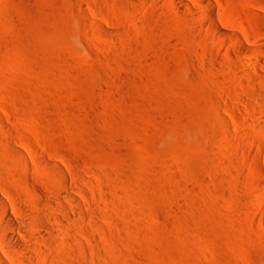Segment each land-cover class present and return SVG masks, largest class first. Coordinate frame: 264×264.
Instances as JSON below:
<instances>
[{"label": "rangeland", "instance_id": "obj_1", "mask_svg": "<svg viewBox=\"0 0 264 264\" xmlns=\"http://www.w3.org/2000/svg\"><path fill=\"white\" fill-rule=\"evenodd\" d=\"M224 41L173 0H0V196L22 227L1 237H36L37 264H264V82Z\"/></svg>", "mask_w": 264, "mask_h": 264}, {"label": "bare ground", "instance_id": "obj_2", "mask_svg": "<svg viewBox=\"0 0 264 264\" xmlns=\"http://www.w3.org/2000/svg\"><path fill=\"white\" fill-rule=\"evenodd\" d=\"M175 3V6L177 7V9H184V10H190V11H194V12H199V14H203L206 19L207 22L211 24L212 28H214V30L217 32V34L223 35L225 37H229L231 38V40L233 39L236 45H234L233 43L229 42V41H224L223 43L221 42L220 45L223 44V48L225 49L226 52L228 53H232L235 54L237 56H239L242 59V63L243 64L241 66V70L246 73L247 75H249L253 80H261L262 82H264V42L259 43L258 45H254V41L257 37V34H264V12L261 11H250L248 12L249 17H239V18H226L225 16H223V14H219L216 11V4L213 0H201V2H207V6L209 7H203V9L197 10L196 8L193 7L192 2H196V0H173ZM245 1V0H244ZM257 1L259 4H262L264 2V0H255ZM263 5V4H262ZM196 14V13H195ZM208 25V24H207ZM205 27V26H204ZM262 36V35H261ZM264 39V35L262 36ZM256 43V42H255ZM219 45V46H220ZM222 48V47H221ZM225 52V53H226ZM246 52H251L253 53L252 55L247 54ZM238 66V65H237ZM237 68V67H236ZM239 69V68H237ZM241 70H239V74H241ZM246 75V76H247ZM245 77V75H244ZM244 80V79H243ZM251 80V79H249ZM255 80V81H256ZM251 82V81H250ZM256 85L257 82H255ZM261 85V84H260ZM260 87V86H259ZM258 88V86H257ZM261 91L263 93L264 90V84L263 87H261ZM257 90V89H256ZM259 90V89H258ZM261 93V92H260ZM255 95V94H254ZM262 96V100L264 103V94L261 95ZM255 97V96H254ZM259 98V97H258ZM244 100V99H243ZM241 101V100H240ZM246 101V100H245ZM243 102V101H242ZM257 102V101H256ZM261 103V102H260ZM221 104V103H220ZM226 104V103H225ZM245 104V103H244ZM246 105V104H245ZM246 107V106H245ZM252 107V106H251ZM250 108V107H249ZM253 108V107H252ZM232 111H230L231 117L233 120L238 119V116L241 115L238 113H245V111H240L238 112L236 109H230ZM249 110V109H248ZM246 108V111H248ZM252 110V109H251ZM250 110V111H251ZM249 111V112H250ZM257 112V111H256ZM263 113V112H262ZM254 115V113H252ZM257 114V113H256ZM258 115V114H257ZM260 118V117H259ZM253 120V119H252ZM258 121V120H257ZM264 125V122L262 123ZM260 125V124H259ZM36 161H38L37 159H34ZM33 160V163H35L36 161ZM35 164H38L37 162ZM37 166V165H36ZM257 167H255L254 171L256 170ZM258 173V177L260 178V181L264 180V171L262 172V169H257L256 170ZM81 177V176H80ZM68 178V176H67ZM83 178V177H82ZM66 180V178H65ZM69 180V179H68ZM73 181V180H72ZM68 182V181H66ZM70 183V181H69ZM63 184V183H62ZM68 185V183H67ZM70 186V185H69ZM72 186V185H71ZM79 190V189H78ZM66 191V190H65ZM81 192V191H80ZM83 192V191H82ZM85 192V190H84ZM3 193H6V190L3 189ZM51 194V193H50ZM54 194V193H53ZM58 194V193H57ZM64 194V193H62ZM62 194H60L59 196H63ZM50 196V195H49ZM58 196V195H57ZM65 196L67 198H69L72 202H74L75 204L78 203L76 201L77 198L74 194L70 193V192H65ZM56 198V195L53 196ZM64 197V196H63ZM63 197H61L63 199ZM79 198V197H78ZM59 199V198H58ZM95 199V198H94ZM57 200V199H56ZM51 203V202H50ZM80 203V202H79ZM54 204V203H53ZM52 204V205H53ZM74 205V204H73ZM82 206V205H81ZM8 203L5 201V199L0 196V213L2 215V221L0 222V227L4 228L5 230L8 228L10 229H16V230H22V227L19 223V221L17 220V218L11 214L9 208H8ZM66 206H64L65 208ZM62 208V207H61ZM63 208V209H64ZM68 207H66V211H67ZM80 209V208H79ZM50 210V209H49ZM48 210V211H49ZM70 210V209H69ZM68 210V211H69ZM75 210V208L73 209V211ZM81 210V209H80ZM56 211V209H55ZM58 211V210H57ZM65 211V210H64ZM72 211V210H71ZM72 211V212H73ZM76 211V210H75ZM47 212V211H46ZM59 212V211H58ZM48 213V212H47ZM52 214V213H51ZM56 214V212H55ZM66 214V212L64 213ZM99 214V213H98ZM59 215V214H58ZM73 215V214H72ZM76 215V214H75ZM70 216V215H69ZM53 217V215L51 216ZM59 218V216H58ZM58 218L55 217V219L58 220ZM51 219V218H50ZM49 219V220H50ZM54 219V218H53ZM52 219V220H53ZM48 220V221H49ZM51 220V222H53ZM62 220V219H61ZM59 221V220H58ZM54 221L52 223V232L56 235H60L61 231H62V227L60 225L61 221ZM50 222V223H51ZM63 223V221H62ZM61 223V224H62ZM63 225V224H62ZM7 227V228H5ZM78 227V226H77ZM7 229V230H8ZM52 233V234H53ZM70 233V232H69ZM51 234V235H52ZM7 235V234H6ZM24 235H27L28 232L25 231ZM2 235H0V244L2 245V252L0 250V264H37V261L40 260L39 257L37 259L36 257V253L39 250V246L37 247L36 245L39 244L38 242L35 243V241L37 240L36 237L32 239V245H33V253H30L29 251L26 250V248L24 247L22 240H20V238L17 235L14 234H8L7 237H5V239H3V237H1ZM39 236V235H38ZM37 236V237H38ZM46 236V235H45ZM50 236V234H49ZM48 236V238H49ZM70 237V236H69ZM72 237V234H71ZM74 237V235H73ZM77 237V236H75ZM46 238V237H45ZM36 239V240H34ZM43 239V238H42ZM34 240V243H33ZM47 241V240H46ZM79 241V240H77ZM80 242V241H79ZM36 244V245H34ZM79 244V243H78ZM15 252L12 253L11 252ZM43 250V249H42ZM45 250V248H44ZM21 253V256H19ZM43 253V252H40ZM19 254V255H18ZM48 255V254H47ZM38 256V255H37ZM41 256V254H40ZM43 257V256H42ZM45 257V256H44ZM47 257V256H46ZM48 260V259H47ZM39 262V261H38Z\"/></svg>", "mask_w": 264, "mask_h": 264}]
</instances>
